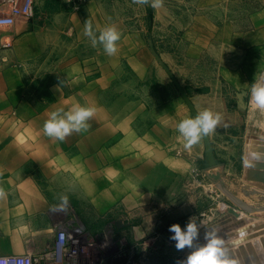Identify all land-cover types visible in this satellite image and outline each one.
I'll list each match as a JSON object with an SVG mask.
<instances>
[{"label": "crops", "instance_id": "0c3cea01", "mask_svg": "<svg viewBox=\"0 0 264 264\" xmlns=\"http://www.w3.org/2000/svg\"><path fill=\"white\" fill-rule=\"evenodd\" d=\"M87 24L117 27L114 55ZM0 37L13 39L0 50V255L50 242L67 205L98 215L184 174L179 155L199 156L202 138L185 148L178 123L264 74V0H36ZM76 103L95 109L89 127L48 136L50 113Z\"/></svg>", "mask_w": 264, "mask_h": 264}, {"label": "rangeland", "instance_id": "374dc122", "mask_svg": "<svg viewBox=\"0 0 264 264\" xmlns=\"http://www.w3.org/2000/svg\"><path fill=\"white\" fill-rule=\"evenodd\" d=\"M184 95L189 99L186 90ZM225 104V109H218L216 112L220 114L221 120L215 131L202 137L201 154L179 155L188 161L184 174L170 172L166 185L164 181H154L153 187L144 190V194L137 190L139 196L134 198L136 202L127 204L121 198L98 215L91 206L79 209L75 204L67 205L68 216L86 233L84 242L101 245L103 241L106 244L117 240L119 253L124 251L127 255L119 256V259L125 258L122 261L125 264H179L189 249H176L175 242L170 238V225L179 223L183 226L193 220L203 229L207 223L228 213L231 207L242 208L232 198L233 194L238 196L239 190L233 189L231 184L241 182L245 170L250 167L245 145L252 110L256 107L250 101V92L231 94ZM259 127L260 125L257 130ZM213 168H221V172L223 170L225 181L222 178L219 182L207 176L206 173L213 171ZM223 191L230 195L227 196ZM251 215L261 216L254 212ZM127 245L133 248L134 254L126 251ZM90 248H86L85 255H93L95 248Z\"/></svg>", "mask_w": 264, "mask_h": 264}, {"label": "clouds", "instance_id": "9594fccd", "mask_svg": "<svg viewBox=\"0 0 264 264\" xmlns=\"http://www.w3.org/2000/svg\"><path fill=\"white\" fill-rule=\"evenodd\" d=\"M85 35L93 47L101 45L109 56L117 52V42L121 38V33L116 26L106 25L99 29L97 34V31L87 24ZM250 101L254 107L264 109V74L258 77L255 74L250 83ZM94 112V108L82 106L79 103L73 104L68 110L56 109L50 113L49 119L45 122V133L50 137L63 140L73 132H82L89 127L88 121L93 117ZM220 120V114L210 109L182 119L177 125V131L185 142V148H190L203 136L213 133ZM200 228L201 225L193 220H189L183 226L179 223L170 225L169 231L172 233L170 238L175 242L176 249L191 250L181 264H229L224 242L217 237L215 231H207L204 235V243L197 246L200 240Z\"/></svg>", "mask_w": 264, "mask_h": 264}, {"label": "bare ground", "instance_id": "6f19581e", "mask_svg": "<svg viewBox=\"0 0 264 264\" xmlns=\"http://www.w3.org/2000/svg\"><path fill=\"white\" fill-rule=\"evenodd\" d=\"M252 112L253 115L250 118L251 120L249 123L250 124L249 131L252 132L248 131L249 134L247 135V144L245 143L246 144L245 153L250 167L247 168L246 166L247 169L245 168L246 170L244 176L242 177L244 179H241V182H235L234 184H231V187L233 189L239 190V192L237 193L238 196L231 192L233 194V195L231 194L232 198L233 200H235V202H237L240 206H242V208L240 207V209H233V207H231V209H229V212L226 213L225 215L223 214L221 218L207 223L203 227V229H200V240L197 242V246L199 244L204 243V235L207 231H215L217 237L221 239L223 235L229 232H233L240 228L243 227L245 228V226H251V224H253L254 227L252 226L253 228H251L250 231L248 230L247 232L243 230V234L245 237L247 236L250 237L251 235H253L250 239L244 241L243 240L244 237H242V234H240L237 235L236 237H231L223 240L224 247L227 250V254L229 257V264H234V263L247 264L251 262L255 264L254 258L252 257L251 254L252 251L248 247V244L250 243L252 244V247L255 249L258 258L261 261V255L257 251L255 241L258 239L260 240L259 242L261 243V239L262 238L264 239V109L256 108L254 111L252 110ZM258 124L260 125L259 130H257L259 126ZM220 169L215 168L213 171L207 172L206 174L208 177H211L213 180H217L221 182L223 178L222 176L223 170L221 172ZM231 187L230 189H232ZM223 193L226 195L227 194L230 195V193H227V191L226 193L223 191ZM217 194L219 195V193ZM251 212L252 213L254 212L261 216L254 217L251 215L252 214ZM102 245L103 246L106 245L104 241L102 242ZM261 246H262V252L264 254V247L262 244ZM241 248H245V251L248 253L250 260L245 259V256L243 254L244 251H242ZM190 251H191L190 249L187 250L182 260L186 258V256L189 254ZM182 260L179 262V264H181Z\"/></svg>", "mask_w": 264, "mask_h": 264}, {"label": "built area", "instance_id": "2783aa9c", "mask_svg": "<svg viewBox=\"0 0 264 264\" xmlns=\"http://www.w3.org/2000/svg\"><path fill=\"white\" fill-rule=\"evenodd\" d=\"M87 1L75 0L76 8H80ZM35 16L36 0H0V29L12 26L19 18L32 20ZM12 46L13 39L0 37V50ZM85 239L86 233L82 227L70 218L56 227L52 240L43 247L22 254L0 255V264H125L122 262L125 258L119 259V256L127 255L124 251L119 253L117 240L103 246L92 242L87 244ZM90 247L95 248V252L92 256L89 253L85 255L86 248ZM125 249L133 253V248L128 245Z\"/></svg>", "mask_w": 264, "mask_h": 264}, {"label": "water", "instance_id": "95a60500", "mask_svg": "<svg viewBox=\"0 0 264 264\" xmlns=\"http://www.w3.org/2000/svg\"><path fill=\"white\" fill-rule=\"evenodd\" d=\"M261 142H263V141H261ZM254 227V225L253 224H251V226H245V228L243 227V228H240V229H238V230H236V231H233V232H229V233H227V234H225V235H223L222 237H221V240H224V239H227V238H231V237H236L237 235H240V234H242V237H244L243 238V240L244 241H246V240H248V239H250L253 235H251L250 237H245L244 236V234H243V230L244 231H247L248 232V230L250 231V229L251 228H253ZM249 235V234H248ZM242 240V241H243ZM260 240H256L255 241V245H256V248H257V251H258V253H260V255H261V261H260V259L258 258V255H257V253L255 252V249L252 247V244L250 243V244H248V247L251 249V254H252V257L254 258V263L255 264H264V254H263V252H262V246H261V244L263 245V247H264V239L262 238L261 239V243L259 242ZM240 243H242V242H240ZM237 244V243H236ZM235 244V245H236ZM241 250L242 251H244L243 252V254H244V256H245V259L246 260H250L249 259V256H248V253L245 251V248H241ZM235 264V263H234ZM238 264V263H237ZM247 264H253L252 262L251 263H247Z\"/></svg>", "mask_w": 264, "mask_h": 264}]
</instances>
